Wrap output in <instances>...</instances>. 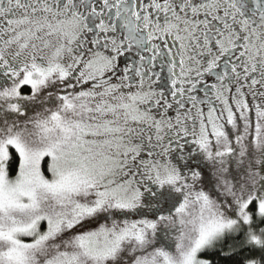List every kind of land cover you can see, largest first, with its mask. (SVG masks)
Here are the masks:
<instances>
[{
	"label": "snow or ice",
	"instance_id": "snow-or-ice-1",
	"mask_svg": "<svg viewBox=\"0 0 264 264\" xmlns=\"http://www.w3.org/2000/svg\"><path fill=\"white\" fill-rule=\"evenodd\" d=\"M0 264H264V0H0Z\"/></svg>",
	"mask_w": 264,
	"mask_h": 264
}]
</instances>
